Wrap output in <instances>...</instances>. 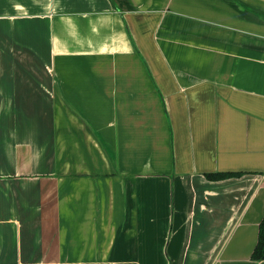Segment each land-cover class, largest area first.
Returning a JSON list of instances; mask_svg holds the SVG:
<instances>
[{"label": "crops", "instance_id": "0c3cea01", "mask_svg": "<svg viewBox=\"0 0 264 264\" xmlns=\"http://www.w3.org/2000/svg\"><path fill=\"white\" fill-rule=\"evenodd\" d=\"M263 219L264 0H0V264H264Z\"/></svg>", "mask_w": 264, "mask_h": 264}, {"label": "trees", "instance_id": "16d2710c", "mask_svg": "<svg viewBox=\"0 0 264 264\" xmlns=\"http://www.w3.org/2000/svg\"><path fill=\"white\" fill-rule=\"evenodd\" d=\"M239 176H241V174H213L207 177L211 181H223ZM253 259L258 262L264 261V219L260 225L259 240L253 254Z\"/></svg>", "mask_w": 264, "mask_h": 264}]
</instances>
